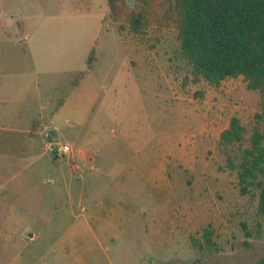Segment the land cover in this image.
Segmentation results:
<instances>
[{
    "label": "rangeland",
    "instance_id": "obj_1",
    "mask_svg": "<svg viewBox=\"0 0 264 264\" xmlns=\"http://www.w3.org/2000/svg\"><path fill=\"white\" fill-rule=\"evenodd\" d=\"M173 4L125 0L115 21L106 0L79 2L91 20L85 30L104 15L96 47L76 75L88 71L92 52L93 66L80 83L53 80L59 88L51 89L42 143L20 152L11 167L7 159L0 163V264H258L264 258L258 198L242 195L218 150V136L233 118L245 128V146L256 128L264 134L260 95L241 78L222 89L194 81L176 18L167 17ZM53 7V13L76 11L73 0H53ZM130 11L145 13L141 33L132 31ZM200 115L202 124L214 122L212 136L183 152L178 147L194 142ZM52 141L75 153L57 159ZM81 150L98 157L93 166L77 159Z\"/></svg>",
    "mask_w": 264,
    "mask_h": 264
},
{
    "label": "crops",
    "instance_id": "obj_2",
    "mask_svg": "<svg viewBox=\"0 0 264 264\" xmlns=\"http://www.w3.org/2000/svg\"><path fill=\"white\" fill-rule=\"evenodd\" d=\"M73 2L76 11L53 13V0H0V163L5 164L7 159L8 167L19 159L20 152L22 156L33 152L37 141L44 136L45 122L52 110V90L59 88V82L55 84L53 80L76 78L81 72L83 57L96 47L99 32L104 27V15L99 13L94 28L85 30L86 24L91 26V20L85 19L84 5L79 6L83 0ZM106 3L109 8L108 0ZM67 25L73 28L67 29ZM90 29L92 36L86 35ZM143 65L146 71L153 69L145 62ZM234 80L224 81L221 89ZM79 83L73 85L72 82V86L77 88ZM202 117L194 119V142L180 145L181 151L189 152L212 136L214 122L209 119L202 124ZM229 126L230 123L218 139ZM48 144L52 148L55 143ZM81 151L77 159L85 165L93 166L98 160L93 155L87 158L82 155L87 151ZM196 158L192 157L195 165ZM2 190L0 185V192Z\"/></svg>",
    "mask_w": 264,
    "mask_h": 264
},
{
    "label": "trees",
    "instance_id": "obj_3",
    "mask_svg": "<svg viewBox=\"0 0 264 264\" xmlns=\"http://www.w3.org/2000/svg\"><path fill=\"white\" fill-rule=\"evenodd\" d=\"M173 2L167 17L173 13L176 18L181 54L193 68L194 81L220 87L227 79L241 78L247 90L260 95L264 113V0ZM108 4L111 18L118 21L125 0H108ZM127 15L132 31L141 33L147 25L145 13ZM94 59L92 52L88 71ZM86 73L78 74L77 81ZM246 142L244 126L233 118L220 136L218 150L225 157L226 170L236 173L242 195H256L258 213L264 216V134L256 128L248 146ZM212 235L206 231L208 245H214ZM258 264H264V258Z\"/></svg>",
    "mask_w": 264,
    "mask_h": 264
},
{
    "label": "built area",
    "instance_id": "obj_4",
    "mask_svg": "<svg viewBox=\"0 0 264 264\" xmlns=\"http://www.w3.org/2000/svg\"><path fill=\"white\" fill-rule=\"evenodd\" d=\"M52 150L57 159H64L75 153V150L69 144L55 143L53 144ZM74 168L76 172L80 170L78 165L74 166Z\"/></svg>",
    "mask_w": 264,
    "mask_h": 264
}]
</instances>
